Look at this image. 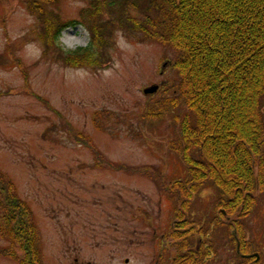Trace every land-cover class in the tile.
I'll use <instances>...</instances> for the list:
<instances>
[{
	"label": "rangeland",
	"instance_id": "rangeland-1",
	"mask_svg": "<svg viewBox=\"0 0 264 264\" xmlns=\"http://www.w3.org/2000/svg\"><path fill=\"white\" fill-rule=\"evenodd\" d=\"M32 1L0 0V171L35 215L46 216L48 231H41L38 241L45 264L61 260L67 264L62 256L72 247L59 223L69 220L61 210L48 207L54 203L51 191L71 182L85 187L118 186V196L122 195L118 201L151 204L156 212L162 187L187 174L183 155L172 149L186 108L148 115L149 107L171 95V86L179 80L172 67L175 51L160 40L124 27L118 0H111L113 7L100 13L93 12L92 0H56L45 5L47 12L32 10ZM138 2L145 8V0ZM128 14L141 16V11L130 8ZM48 19L62 28L59 44L46 38ZM92 26L99 32L95 40ZM92 42L96 45L94 64L75 65L66 60L70 51ZM164 82L163 90L144 93L146 87ZM89 144L107 159L118 160L115 170L109 165L92 168L95 152ZM262 182L255 193L256 204L239 224L245 229L239 230L240 239L253 247L264 244V178ZM195 197L196 213L201 214L198 223L205 216L200 209L214 203L218 192L206 183ZM167 203L165 198L164 210ZM55 212L61 214L54 218ZM1 215L0 210V221ZM121 215L118 227L129 231L119 242L122 256L109 253L118 249L116 242L91 241L88 244H98L93 247L98 253L91 247L89 253H77L85 264H118L126 256L132 264V255L123 253H154L157 242L148 238L151 231L147 226H138L133 251L127 250L134 229H130L127 212L123 210ZM219 218L218 253H237L233 230L228 228L230 219L221 210ZM81 245L78 249H89L83 242ZM136 245L138 252H134ZM12 248H17L16 253ZM23 255L17 242L0 233V264H20Z\"/></svg>",
	"mask_w": 264,
	"mask_h": 264
},
{
	"label": "trees",
	"instance_id": "trees-1",
	"mask_svg": "<svg viewBox=\"0 0 264 264\" xmlns=\"http://www.w3.org/2000/svg\"><path fill=\"white\" fill-rule=\"evenodd\" d=\"M40 1L30 8L47 12L45 5L56 0ZM138 1L118 0L121 24L170 46L179 75L173 93L159 98L148 115L186 108L172 149L183 155L187 176L170 187L190 200L212 184L219 207L239 212V231L264 178V0H145V8ZM110 2L92 0L93 12L113 7ZM130 8L141 16L128 14ZM92 27L95 40L99 32ZM61 32L48 19L46 38L59 44ZM95 42L70 51L66 60L94 64ZM13 188L0 171V233L32 251L31 216Z\"/></svg>",
	"mask_w": 264,
	"mask_h": 264
},
{
	"label": "flooded vegetation",
	"instance_id": "flooded-vegetation-1",
	"mask_svg": "<svg viewBox=\"0 0 264 264\" xmlns=\"http://www.w3.org/2000/svg\"><path fill=\"white\" fill-rule=\"evenodd\" d=\"M166 64L168 62H165ZM159 85L157 92L164 89L165 82L159 83ZM92 140L89 137V141ZM92 145L89 144L88 147H92ZM93 150L95 153L92 155V168L104 169L109 165L114 169L118 166V160L107 159L95 145H93ZM116 171L118 172V170ZM119 196L122 198L121 194ZM119 196L118 186L110 188L95 185L85 187L77 185L75 182L51 191L50 197L53 198L54 203L53 205L50 203L48 207L61 210L66 216L64 219L69 220L68 224L63 221L59 223L65 228L64 239L71 242L69 247H72L68 248L62 256L67 264H85L77 253H89L92 250L94 253H98L99 249H94L98 247V244H88L91 241L118 243V249L111 250L109 253H112L113 256L118 253V258H120L122 249L119 242L123 236L127 237L126 232H129L128 229L123 230L118 227L123 219L121 215L123 210L129 216L130 229H134L129 233L133 241L127 250L133 251L138 226H147L148 230L151 231L148 238L157 242L153 245L154 253H123V255H132L134 258L132 264H264V244L263 246L259 244V248L256 246L258 248L256 249L250 241H242L239 231L234 227L236 223L240 222L238 221L240 219L239 213L229 212L224 208L220 209L217 200L207 205L208 207L205 206L200 209L205 216L197 223L201 214L196 213V197L193 196L188 200L182 194L178 196L170 186L162 187L158 192L159 200L156 212L152 210L151 204L147 206L140 205L138 202L124 204L122 201H118ZM165 198L168 201L167 206H165L166 210L163 208ZM22 200L25 209L30 213L31 222L34 226L35 245L32 251H27L25 248L20 249V252L24 253L23 256H20L23 261L21 264H29L30 258L34 260L35 264H45L44 252L39 249L38 241L40 236L48 231V225L44 219L46 216L35 215L28 202ZM219 210H221V215L228 217L231 221L228 228L233 230L231 234L237 242V253H218ZM60 214L55 212L54 218ZM235 214L237 216L233 218ZM61 220V217L58 218V221ZM243 230L245 229L243 228ZM143 235L142 232L141 236ZM81 242L89 249H78L83 247ZM244 244L245 246H243ZM90 247L94 248L91 250ZM136 248H138L137 245L134 252H138ZM260 248L263 250L260 251ZM130 261V257L126 256L124 261L118 260V264H131ZM62 263L63 260L59 264Z\"/></svg>",
	"mask_w": 264,
	"mask_h": 264
},
{
	"label": "water",
	"instance_id": "water-1",
	"mask_svg": "<svg viewBox=\"0 0 264 264\" xmlns=\"http://www.w3.org/2000/svg\"><path fill=\"white\" fill-rule=\"evenodd\" d=\"M159 88V85H152V86H150V87H147L145 90H144V92L146 93V94H150V93H154V92H156L157 91V89Z\"/></svg>",
	"mask_w": 264,
	"mask_h": 264
}]
</instances>
